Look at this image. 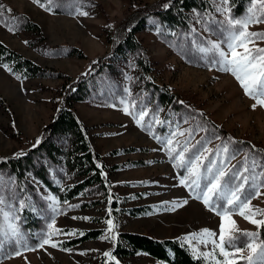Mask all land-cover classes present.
<instances>
[{
	"label": "rangeland",
	"instance_id": "374dc122",
	"mask_svg": "<svg viewBox=\"0 0 264 264\" xmlns=\"http://www.w3.org/2000/svg\"><path fill=\"white\" fill-rule=\"evenodd\" d=\"M157 1L133 0L135 6L131 8L129 0H74L75 8L88 13L84 16L76 14L69 0L59 7L49 6L47 11L32 0H0V5L11 9L0 17V41L47 71L45 77L21 78L9 66L0 64V158L28 150L51 122L68 89L102 60L104 68L100 72L91 71L87 79L89 90L83 100L72 102V110L84 127L93 151L106 164L120 165L114 172L106 173L110 195L93 188L65 203L32 176L23 181L25 187L21 189L12 176L0 172V197L7 200L13 214L18 216L15 224L28 238L29 245L38 243L36 235L47 228L53 216L55 228L62 230L53 237L54 242L60 243L91 229L102 232L98 239L68 249L48 245L34 250L21 249L19 256H0L2 264H99L102 260H111L103 253L109 252L121 231L177 239L209 264L224 259L218 248L213 250L211 238L204 236L205 229L215 232L219 243L221 217L208 211L179 184L180 170L173 167L168 150L160 141L169 139L173 132H184L183 136L172 137L174 143H183L189 138L185 130H195L193 144L203 138L210 151L228 144L238 152L229 168L239 166L249 153L258 163H264V107L253 108L255 100L245 95L233 75L218 70L211 63V55L199 51L208 42L221 43L227 51L222 42L228 33L220 31V22L229 13L220 14L217 9L229 6L222 5L221 0L212 3L210 14L193 12V31L187 33H174L153 19L146 20L136 36L141 55L150 67L146 76L136 63L137 54L127 52L107 57L112 38L120 35L128 16L135 9ZM250 7H259V4L249 3L241 15L231 12L230 15L243 17ZM26 22L33 23L37 29L27 30ZM247 32L264 33V23L249 25ZM247 47L253 52L264 48V40L249 42ZM71 49L81 51L84 58L69 55ZM237 52L244 53V48H237ZM152 86L166 88L179 103V110L162 109L155 96L163 91ZM141 112L143 119H140ZM128 149L132 150L124 151ZM49 170L48 179L55 185L64 188L72 181L63 170ZM260 191L262 195L253 199L250 207L264 210V187ZM49 197L55 198L58 212L53 213L48 207ZM110 198L119 208L144 207L146 211L137 216L117 214L113 208L118 206L113 207ZM184 200L188 202L182 204ZM174 204L182 206L174 207ZM23 208L33 213L35 229L32 231L21 218ZM109 219L113 222L111 229L106 223ZM232 220L235 235L259 231L260 239L264 240V227L257 229L238 213L233 214ZM73 232L74 235L64 234ZM201 239H208V243L196 242ZM12 250L6 245V252ZM249 254L245 251L239 255ZM125 261L126 264L150 263L143 254Z\"/></svg>",
	"mask_w": 264,
	"mask_h": 264
},
{
	"label": "trees",
	"instance_id": "16d2710c",
	"mask_svg": "<svg viewBox=\"0 0 264 264\" xmlns=\"http://www.w3.org/2000/svg\"><path fill=\"white\" fill-rule=\"evenodd\" d=\"M131 8H134L133 0H129ZM217 0H159L154 4L135 9L127 18L126 24L121 28L120 35L112 38V49L107 57L134 53L135 60L144 76L150 72V67L144 56L141 55V47L136 36L143 29L146 20L153 19L164 27L178 34L193 31L191 16L193 12L210 14L213 10L212 3ZM249 0H230L228 6L232 15L239 16L243 13ZM167 5V7H165ZM27 30L37 29L31 22H26ZM69 55L84 58L81 51L71 49ZM87 74L79 79L68 89L66 98L62 101L58 111L51 122L45 126L35 138L28 150L19 152L14 156L0 158V172L10 175L17 183V188L23 189L29 176L38 179L48 188L61 203L69 202L78 196H82L87 190L96 188L103 194L110 195L106 173L114 172L120 165H108L102 157L91 148L86 131L76 118L72 110L73 101H81L88 89L87 79L92 70L100 72L104 65L98 60ZM0 64L7 65L11 71L21 78H40L47 75V71L36 63L11 50L0 41ZM149 89L150 87L147 86ZM157 88L160 95H156L158 105L162 109L173 108L179 110V103L167 91L166 88ZM39 140V143L37 141ZM132 149L124 150L125 152ZM260 155V154H259ZM102 165L97 167V165ZM63 170L67 179L72 180L64 188L55 185L48 179L50 170ZM62 171V172H63ZM24 186V187H23ZM113 207H117L115 201H111ZM118 213H126L137 216L145 213L144 207L113 208ZM22 220L28 230H34L35 222L32 221L33 213L25 208L21 211ZM27 219V221H26ZM81 233V232H80ZM77 233L73 238L59 243L63 249L75 245L96 240L102 234L99 229L83 231V235ZM111 260H102L99 264H126L128 258L137 254H143L150 263L147 264H209L204 258L195 254L187 244L172 238L157 239L146 234L121 231L118 232L110 247Z\"/></svg>",
	"mask_w": 264,
	"mask_h": 264
},
{
	"label": "snow or ice",
	"instance_id": "6c2138e0",
	"mask_svg": "<svg viewBox=\"0 0 264 264\" xmlns=\"http://www.w3.org/2000/svg\"><path fill=\"white\" fill-rule=\"evenodd\" d=\"M64 2L65 0H45L42 3V0H32V3L46 11L49 10V6L59 7ZM229 2L230 0H221L222 5H228ZM249 3L253 6L259 4V7H250L247 14L240 18L231 16L230 8L220 7L217 9L220 14L229 13L226 20L220 22V31L228 33L222 42L226 45L227 51L221 47V43L215 42H208V45L201 47L199 51L204 55H211V63L217 65L218 70L230 72L233 75L240 83L245 95L255 100L253 105L255 108L256 106L264 107V48H257L253 52L247 47V44L256 40H264V33H249L247 29L251 24L264 23V0H249ZM69 6L73 7L78 15H88L87 12L74 7V0H69ZM10 11L11 9H5L3 5H0V17ZM240 47L244 48V53L237 52V48ZM229 53L231 58H229ZM4 67L7 68V65ZM143 116L144 113L141 112L140 119H143ZM185 131L189 138L183 143H174L172 137L183 136L184 132H173L169 139L160 142L168 150L167 154L173 167L180 170L179 184L188 189L192 198L202 202L208 211L221 217L219 243L215 239L217 235L215 232L204 230V236L211 238L213 250L218 248L220 256L224 258L222 261L216 259L215 264H238L239 261H246V264H264V240L260 239V232L244 231L240 235H235V222L232 220L233 214L238 213L246 221L255 225L257 229L264 227V218H255L258 215L264 216V210L250 207L251 201L262 195L260 189L264 187V163H258L255 157L249 153L239 166L231 165L229 168L231 161L236 159L237 151H233L228 144L218 146L216 150L210 151L203 143V138L194 144L191 142L194 139L195 130ZM154 138L159 139L158 137ZM97 167L102 168V165L98 164ZM257 168L260 169L259 172L255 171ZM48 199L51 201L48 207L53 213L58 212L55 198L49 197ZM187 202L184 200L182 204ZM182 204L173 206L179 207ZM20 206L23 207V204ZM109 213H111V209H109ZM17 219L18 216L13 214V209L8 205L7 200L0 197V256L9 258L19 256L21 249L34 250L36 247L43 248L45 245L52 248L59 246L58 241H53V237L62 232L61 229L55 228V216L49 220L47 228L36 235L35 238L38 241L36 245H29L28 238L15 224ZM73 219H77V217H73ZM83 219L88 218L84 217ZM106 223L109 229L113 227L112 220L109 219ZM64 234L74 235L75 233ZM83 234L80 233V235ZM193 240H196V234H193ZM196 242L206 245L208 239ZM6 245L13 250L6 252ZM245 251L250 254L239 255ZM202 254L205 257L209 256V253ZM103 255L112 259L110 252L106 251Z\"/></svg>",
	"mask_w": 264,
	"mask_h": 264
}]
</instances>
